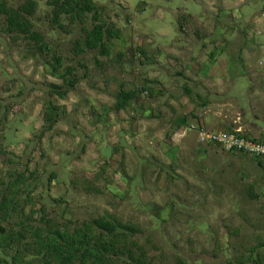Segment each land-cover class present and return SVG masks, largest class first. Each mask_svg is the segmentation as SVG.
Wrapping results in <instances>:
<instances>
[{
    "label": "rangeland",
    "instance_id": "rangeland-1",
    "mask_svg": "<svg viewBox=\"0 0 264 264\" xmlns=\"http://www.w3.org/2000/svg\"><path fill=\"white\" fill-rule=\"evenodd\" d=\"M91 1L0 0L35 32L0 13V258L57 264L34 233L102 218L103 264H264V163L198 136L264 137V0ZM96 22L105 53L75 46Z\"/></svg>",
    "mask_w": 264,
    "mask_h": 264
},
{
    "label": "trees",
    "instance_id": "trees-1",
    "mask_svg": "<svg viewBox=\"0 0 264 264\" xmlns=\"http://www.w3.org/2000/svg\"><path fill=\"white\" fill-rule=\"evenodd\" d=\"M50 4L55 5L54 18L59 15H68L70 19L81 18L82 14L92 12L95 15V5L91 0H49ZM32 4V1H29ZM30 7V5H29ZM24 12L29 15L31 9L25 8ZM0 13L4 14L6 21V30L26 33L29 38L34 37L35 32L30 31L28 27V21L26 19L19 18L17 12L12 9H5V7L0 3ZM105 29L101 22H96L93 24L90 30H84L82 39L80 41H75V46L81 49H97L99 53H105L106 45L103 43L102 35ZM108 34L113 35L114 32L110 30ZM133 95L132 91H119L117 98L116 108H123L126 100ZM121 97V98H120ZM246 134V133H245ZM248 135V134H246ZM264 139V138H262ZM257 162H263L264 160H259ZM10 198L2 197L0 199V207L5 206L4 209L10 205ZM117 223H113L109 220L98 218L95 221L96 227L101 231L94 232L86 225L81 229H76L73 232H68L67 230H45V233L36 234L37 237V250L42 252V255L47 257H52L57 264H103L105 263V258L109 254L119 255L124 252L125 247L120 244L117 248L116 244L119 243L117 235L113 233ZM1 235L0 239L2 241ZM0 264H6V262L0 258Z\"/></svg>",
    "mask_w": 264,
    "mask_h": 264
},
{
    "label": "built area",
    "instance_id": "built-area-1",
    "mask_svg": "<svg viewBox=\"0 0 264 264\" xmlns=\"http://www.w3.org/2000/svg\"><path fill=\"white\" fill-rule=\"evenodd\" d=\"M264 11V9L262 10ZM199 140L205 144H216L226 150H231L246 157L264 160V139H256L246 135L240 129L198 131Z\"/></svg>",
    "mask_w": 264,
    "mask_h": 264
},
{
    "label": "crops",
    "instance_id": "crops-1",
    "mask_svg": "<svg viewBox=\"0 0 264 264\" xmlns=\"http://www.w3.org/2000/svg\"><path fill=\"white\" fill-rule=\"evenodd\" d=\"M264 8V7H263ZM243 133H244V131H242ZM262 138H264V137H261L260 139H262Z\"/></svg>",
    "mask_w": 264,
    "mask_h": 264
}]
</instances>
